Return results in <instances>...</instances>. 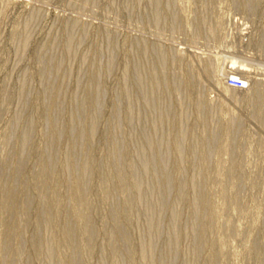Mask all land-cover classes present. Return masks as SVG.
I'll list each match as a JSON object with an SVG mask.
<instances>
[{"label": "rangeland", "instance_id": "1", "mask_svg": "<svg viewBox=\"0 0 264 264\" xmlns=\"http://www.w3.org/2000/svg\"><path fill=\"white\" fill-rule=\"evenodd\" d=\"M0 264H264V0H0Z\"/></svg>", "mask_w": 264, "mask_h": 264}, {"label": "built area", "instance_id": "2", "mask_svg": "<svg viewBox=\"0 0 264 264\" xmlns=\"http://www.w3.org/2000/svg\"><path fill=\"white\" fill-rule=\"evenodd\" d=\"M228 85L235 89H242L245 88L244 81L239 78H231L228 82Z\"/></svg>", "mask_w": 264, "mask_h": 264}, {"label": "bare ground", "instance_id": "3", "mask_svg": "<svg viewBox=\"0 0 264 264\" xmlns=\"http://www.w3.org/2000/svg\"><path fill=\"white\" fill-rule=\"evenodd\" d=\"M240 70H238V74H239ZM237 74V73H236ZM231 75L230 73L228 74V76Z\"/></svg>", "mask_w": 264, "mask_h": 264}]
</instances>
